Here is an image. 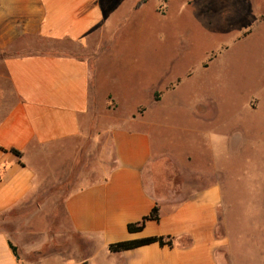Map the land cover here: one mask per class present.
Here are the masks:
<instances>
[{"label":"crops","instance_id":"crops-1","mask_svg":"<svg viewBox=\"0 0 264 264\" xmlns=\"http://www.w3.org/2000/svg\"><path fill=\"white\" fill-rule=\"evenodd\" d=\"M139 1L0 0V264H239L221 184L199 169L189 184L171 182L191 168V155L177 168L155 152L138 127L143 103L121 115L120 97L104 78L109 46L121 40L117 27L137 14L160 18L159 0ZM254 97L246 110L261 107ZM154 206L159 220L129 232ZM33 215L43 221L33 224ZM258 217L255 224L249 213L239 224L264 229L262 210ZM36 236L29 251L44 243L55 250L26 260L21 250ZM150 237L172 245L108 250ZM238 249L242 264H264V253Z\"/></svg>","mask_w":264,"mask_h":264},{"label":"rangeland","instance_id":"rangeland-1","mask_svg":"<svg viewBox=\"0 0 264 264\" xmlns=\"http://www.w3.org/2000/svg\"><path fill=\"white\" fill-rule=\"evenodd\" d=\"M157 12L159 20L137 14L117 27L121 40L109 46L104 78L120 97L121 115L143 103L138 127L151 135L155 152L171 156L177 168L191 155V168L171 182L189 184L199 169L207 182L221 184L222 213L236 228L230 239L242 264L238 247L264 253V229L239 224L249 213L256 224L264 213V0H159ZM251 95L262 98L258 111L244 107L256 100ZM37 218L30 221H43ZM60 224L67 226L65 218ZM40 240H26L23 258L53 253V243L28 250Z\"/></svg>","mask_w":264,"mask_h":264},{"label":"trees","instance_id":"trees-1","mask_svg":"<svg viewBox=\"0 0 264 264\" xmlns=\"http://www.w3.org/2000/svg\"><path fill=\"white\" fill-rule=\"evenodd\" d=\"M143 2H145V0L139 1L137 6H140V4H142ZM13 152L15 154L19 155V153L17 151L13 150ZM149 220H153V221L159 220V214H158V207L157 206H154L153 209L150 211V213L148 215H146L145 217H143V219L141 221H139L137 223L129 224L127 226V229L131 233L139 232L144 228L145 223ZM155 242H157L160 246H164V245L171 246L172 245L171 238L150 237V238H144V239H139V240L122 241V242L113 243V244H110L108 246V250L111 253H118V252L132 250V249H135V248H138L141 246H145V245H148L151 243H155ZM11 248H12L13 252L16 254V249L12 246H11Z\"/></svg>","mask_w":264,"mask_h":264}]
</instances>
